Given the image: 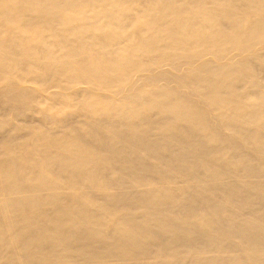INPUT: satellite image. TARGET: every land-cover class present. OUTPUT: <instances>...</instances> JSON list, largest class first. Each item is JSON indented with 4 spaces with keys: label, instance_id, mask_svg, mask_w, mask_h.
Wrapping results in <instances>:
<instances>
[{
    "label": "bare ground",
    "instance_id": "obj_1",
    "mask_svg": "<svg viewBox=\"0 0 264 264\" xmlns=\"http://www.w3.org/2000/svg\"><path fill=\"white\" fill-rule=\"evenodd\" d=\"M109 5L135 7L147 18L138 48L111 53L112 25L123 29L124 23ZM68 12L96 18L71 28ZM95 45L109 54L100 63L85 54ZM228 49L239 56L221 59ZM165 60L200 96L170 90L138 107L133 100L123 105L127 112L95 120L72 137L71 155L53 152L67 147L43 137L10 107L0 113V264H264V218L227 212L224 198L225 186L241 180L264 194V0H0V99L20 109L43 113L51 105L41 106L42 100L61 105L66 92L67 99L77 93L74 79L116 84L129 68L148 71ZM250 66L262 88L249 121L232 124L240 103L232 89L218 121L226 128L221 135L202 107L216 102L220 88L252 73ZM81 105L83 112L108 108L98 96ZM24 134L44 145L42 153L39 145L17 142ZM37 159L43 169L33 174ZM98 159L115 165L123 181L118 201L152 207L142 217L133 213L127 224L119 221L112 236L82 202L54 195L64 175L86 180L77 165ZM192 176L225 194L205 193ZM237 204L232 201L230 211ZM126 208L119 215L130 216ZM80 254L86 257L77 259Z\"/></svg>",
    "mask_w": 264,
    "mask_h": 264
},
{
    "label": "rangeland",
    "instance_id": "obj_2",
    "mask_svg": "<svg viewBox=\"0 0 264 264\" xmlns=\"http://www.w3.org/2000/svg\"><path fill=\"white\" fill-rule=\"evenodd\" d=\"M115 13L117 18L123 21L124 28L120 29L116 24L112 25L115 33L114 45L111 53L120 50L126 45H134L138 48L140 44L141 26L143 24L148 25V20L141 13L136 12L135 7H131L128 10H119L116 7L109 5ZM128 11V13H124ZM67 24L71 28L81 27L82 23L87 19H95L96 15L92 12L88 16H82L78 13L68 12L66 17ZM98 28V27H97ZM38 42L35 41L34 45ZM85 54L88 60L94 61L98 58L97 63L102 62L108 58L109 54H103L98 50L97 46L93 50L85 48ZM239 55L235 50L228 49L220 54L221 59L229 58L235 60ZM104 58V59H103ZM209 58V56H206ZM214 64H218L217 61H212ZM208 64V62H207ZM253 70L242 79L236 80L235 84H231L228 87L220 88L215 96V103L210 106H203L205 111V117L208 122L222 135L224 130L218 125V121L221 118L224 111H228L230 104V97L232 89H234L239 97L240 103L236 113L232 118V124L237 120L241 122H247L250 118V113L253 109V101L259 96V92L262 86L259 83V76L253 66H250ZM129 74L125 79L119 80L116 84L98 83L95 81H86L82 79H74L73 84L77 87V93L72 98H66V92L62 97L61 105L47 104L49 100H42L41 106L51 105L46 108V111L40 114L34 112V107L30 109H20L16 102L13 100H1L0 99V113L5 112V109L10 107L14 112L19 114V117L24 120L32 128L38 129L43 137L50 139H58L60 144L66 146V149L60 147H51L52 151L58 154H74L76 152L75 142L72 141V137L78 136L86 131L88 124L98 120H108L114 117L120 112H127V109L123 106L129 102L135 100L136 106H140L146 100L147 96H155L164 92H170L174 90L177 93L184 94L190 93L192 97L200 96L198 92L191 88L184 82H179L178 78L181 75V71L174 69V65L165 60L159 64L150 66L148 71H141L135 68L128 69ZM169 72L172 74L167 75ZM158 73V76H154ZM98 96L108 108L104 113L97 112H83L81 104L89 102L91 98ZM137 100V101H136ZM46 104V105H45ZM177 124H181L180 121L175 120ZM25 141L28 143L31 149H34L39 145L33 139L32 135L24 134L17 139V142ZM48 142V141H47ZM44 145H39V151L42 153ZM77 166L79 175L86 180L77 181L72 176L64 175L58 183L57 198L71 197L73 201H79L84 204V208L93 214H98V218H102L104 232L107 236L115 235V226L119 221L124 224L129 222V219L133 218V213L142 217L148 209L152 207L136 206L139 209L133 207L126 208L127 205L123 201H118L119 197L123 194L125 188H122L123 181L118 180V174L113 170L112 166H107V162L98 159L92 164L80 163ZM119 166V165H117ZM20 170L19 167L15 168ZM43 165L40 159H37V163L32 169L33 174L36 171L42 170ZM234 173V172H233ZM192 182L195 184H203L204 180L201 176H192ZM263 179V177H262ZM13 178L10 179V182ZM14 183H21L20 177H15ZM25 185H37V181L26 180ZM204 192L212 193L216 196H222L225 194L221 188H216L211 184L204 183ZM229 193L224 198L226 199L225 210L227 212H236L243 215V219H248V215H256L264 218V194L257 195L253 190L249 188L244 180L239 183H235L233 186H225ZM232 188V189H231ZM250 195L251 199L246 197ZM241 197V198H238ZM232 201H238L235 209L230 211V204ZM106 208V209H105ZM128 210V215H119L122 211ZM239 215L234 218H229V221H235L239 219ZM226 222V218L222 219ZM250 241V240H249ZM249 243V242H248ZM86 257V254H80L76 256L77 259ZM264 257V252H263ZM245 259L240 258L237 262ZM253 261L249 264H255ZM230 264H235L230 262Z\"/></svg>",
    "mask_w": 264,
    "mask_h": 264
}]
</instances>
